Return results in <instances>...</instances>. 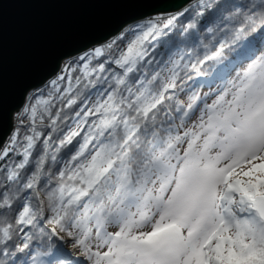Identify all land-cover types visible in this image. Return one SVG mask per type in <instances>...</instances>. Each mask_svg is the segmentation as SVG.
<instances>
[{"label": "snow or ice", "instance_id": "snow-or-ice-1", "mask_svg": "<svg viewBox=\"0 0 264 264\" xmlns=\"http://www.w3.org/2000/svg\"><path fill=\"white\" fill-rule=\"evenodd\" d=\"M172 7L15 114L0 264H264V0Z\"/></svg>", "mask_w": 264, "mask_h": 264}, {"label": "water", "instance_id": "water-1", "mask_svg": "<svg viewBox=\"0 0 264 264\" xmlns=\"http://www.w3.org/2000/svg\"><path fill=\"white\" fill-rule=\"evenodd\" d=\"M180 0H0V138L67 60Z\"/></svg>", "mask_w": 264, "mask_h": 264}, {"label": "trees", "instance_id": "trees-1", "mask_svg": "<svg viewBox=\"0 0 264 264\" xmlns=\"http://www.w3.org/2000/svg\"><path fill=\"white\" fill-rule=\"evenodd\" d=\"M148 18V17H147ZM146 19V18H145ZM140 21H142V20H139V21H137V22H134V23H132L131 25H129L128 27H126L125 29H128L129 27H134V25L136 24V23H139ZM124 29V30H125ZM124 30L122 31V32H124ZM120 34H118L117 36H115V37H113V38H111L110 39V41H112V40H115L118 36H119ZM132 38V33H127L126 35H125V37H124V39L123 40H117L116 42H117V45L119 46V47H121V48H123V47H125V45L127 44V42L130 40ZM109 41V42H110ZM97 47H99V46H97ZM90 49H92V48H90ZM90 49H88V50H86V51H89ZM86 51H84V52H86ZM84 52H82V53H80L79 55H77V56H75V57H73V58H71V59H69V60H72V59H74V58H78L80 55H82ZM69 60H67V61H69ZM66 61V62H67ZM65 62V63H66ZM64 63V64H65ZM64 64H63V66H64ZM62 66V67H63ZM80 73L79 72H77V73H74L73 75H79ZM44 87V85L41 87V88H43ZM36 90H34V91H32L29 95H31V94H33L34 92H35ZM28 95V96H29ZM35 102V97L33 96V99L31 100V101H29L28 99H26V103H34ZM210 102V101H209ZM25 103V104H26ZM29 123V121L25 118L24 119V124L25 125H27ZM19 126V121H17L16 119H15V124H14V127H18ZM21 131L23 132L24 131V129H21Z\"/></svg>", "mask_w": 264, "mask_h": 264}, {"label": "rangeland", "instance_id": "rangeland-1", "mask_svg": "<svg viewBox=\"0 0 264 264\" xmlns=\"http://www.w3.org/2000/svg\"><path fill=\"white\" fill-rule=\"evenodd\" d=\"M142 20H143V19H142ZM109 41H110V40L104 42L103 44H106V43H108ZM101 45H102V44H101ZM97 46H100V45H97ZM97 46H93L92 48L97 47ZM64 63H65V62H64ZM53 78H54V77H53ZM51 79H52V78H51ZM46 83H47V82H46ZM46 83H45V84H46ZM45 84H44V85H45ZM41 87H42V86H41ZM41 87H40V88H41ZM35 90H36V89H35ZM206 90H207V88H204V89H203V91H206Z\"/></svg>", "mask_w": 264, "mask_h": 264}]
</instances>
